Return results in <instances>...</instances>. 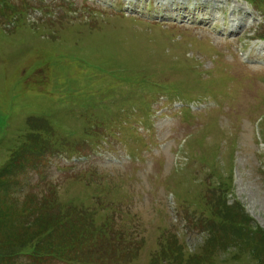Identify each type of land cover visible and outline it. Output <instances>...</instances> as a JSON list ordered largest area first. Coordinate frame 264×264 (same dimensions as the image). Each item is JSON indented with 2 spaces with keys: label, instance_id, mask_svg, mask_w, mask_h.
I'll return each mask as SVG.
<instances>
[{
  "label": "rangeland",
  "instance_id": "obj_1",
  "mask_svg": "<svg viewBox=\"0 0 264 264\" xmlns=\"http://www.w3.org/2000/svg\"><path fill=\"white\" fill-rule=\"evenodd\" d=\"M148 1L0 0V176L11 168L0 219L36 206L26 244L40 214L90 221L78 264H176L163 249L189 264H264L263 246L237 239L264 233V64L237 54L256 52L264 0H237L256 21L228 39L170 24V0ZM9 222L0 238L14 235ZM50 230L8 253L47 252Z\"/></svg>",
  "mask_w": 264,
  "mask_h": 264
},
{
  "label": "trees",
  "instance_id": "obj_2",
  "mask_svg": "<svg viewBox=\"0 0 264 264\" xmlns=\"http://www.w3.org/2000/svg\"><path fill=\"white\" fill-rule=\"evenodd\" d=\"M1 182L2 181H0V184H1ZM1 186H0V199H4L5 193L6 192H10V191L8 189L5 190ZM33 200H34L33 196H28V198L26 199V201L28 203L32 202ZM27 202H25V203H27ZM23 205L24 206H22V207L18 206V205L16 206L15 203L13 205H9V207L7 205H5V207L7 206V210H6L7 217H6V222L4 220L2 222L1 219H0V228H1L0 232L3 231L5 226H7L6 223L9 222L8 221L9 218L11 219V222H9L8 226L11 227L12 224H13L12 229H15V231H14V235L5 234V235H7L5 238H4L5 235L3 236L1 234V238L0 239L3 241V246H4V247H2V249H3L2 251L4 252V249L6 251V256H4L3 258H7V259L2 260L0 263H3V264L11 263V260H14V258H16V257H14V255H13L14 253L13 254L12 253H10V254L8 253L10 251H13L12 249H9V248L16 247L17 245L22 244L23 241L25 243V240L29 239V237H27V236H28V234L30 232L27 231V229H26L27 226L24 225V224H26V220L25 219H27V217L25 215L28 214L29 211L33 210V209L35 210V214H37L38 213L37 212L38 209L36 208V206L35 207L33 206L32 209H31L29 206H27V204L23 203ZM8 210L11 212V215H10L11 217L8 214ZM4 215H5V212L0 213V217H3ZM39 217H42V214L37 216V219H38V221L40 223L38 224V223L35 222V225H33L34 227L33 226L31 227L32 229H35V230H34V235L30 236L31 238H33V241L29 240L28 244L34 242L35 238L40 240L39 242H42V237L44 235H46L47 232H49L50 228H51L50 233L54 232L55 234H57L56 235L57 237H56V239L55 238L54 239H50V240L49 239H45L46 241H43L45 243V247H48L47 252H44L45 249L38 250L39 252H37V248L35 247V250L32 252V254L29 255L31 258L35 259V256L37 255L36 256L37 257L36 261H40L43 258L44 259L45 258H52V257H56L57 258L58 256H60V259L62 261H71V260H68L66 258L72 256V254H73V256L79 255L78 253L80 252V250H78V249H80V247H81V250H82L84 244L81 243L80 240H78V237L80 236V234H81L80 232L82 230L90 229V226L88 224L89 221L88 222L82 221V223H80L81 227L78 229L76 224H74V226L73 225H69V226L68 225H63V224H66V223L64 221H62V220L60 221L59 218L57 216H55V215L51 216L52 218L49 220V222L46 221V223H44V221H45L44 217H42L43 219L39 218ZM68 219H69V217H68ZM234 219L235 218L232 219L233 221H236L234 226H236V223H237V225H240V226H243L244 223H245V222L241 223V220L239 218H237L236 220H234ZM59 221H60V223H59ZM226 221L228 222L229 220H226ZM61 222H63V224ZM53 226H55V230L53 229ZM226 229H227L226 226H225V229L221 228L219 230V233L215 234L212 237L213 238L212 241L214 243L220 242L221 239H223V237H222L223 232L226 233V235L228 233H230L229 230H226ZM259 234H261L263 236V238H262L263 240L260 239ZM99 236L105 237V235H99ZM58 238H60V239H58ZM228 238L229 237H225L224 236V239H228ZM238 239L246 247H248V246L250 248H252V247H260L261 248V246L264 247V233H262V231L258 232V230H257V233L254 232L253 238H249V234H247V235L242 236V237H240ZM44 243H38L37 247H42L44 245ZM28 244L25 243L21 247H24V246H26ZM258 250L259 249L257 248V249H255L254 252L259 255V253L257 252ZM163 251H164V249L160 252V258L162 257L163 261H166V262H168L167 260H170V263H171L172 259L173 260L175 259L174 261H175L176 264H189L191 262H193V263L197 262V259L195 260L194 257H191L189 255L186 257L185 260H183L182 254L180 253L179 250H178L179 252L175 253V251L173 249H171V251H169V249H167V251H165V254L163 253ZM254 252H252V253H254ZM174 254H180V255L175 257V258L171 257ZM77 260H79V259H76V261Z\"/></svg>",
  "mask_w": 264,
  "mask_h": 264
},
{
  "label": "bare ground",
  "instance_id": "obj_3",
  "mask_svg": "<svg viewBox=\"0 0 264 264\" xmlns=\"http://www.w3.org/2000/svg\"><path fill=\"white\" fill-rule=\"evenodd\" d=\"M185 3H187V0H170L169 2L162 3L165 7L167 4L173 7L170 9V18H166V20L171 22L176 21L178 23L186 22L187 24H195L196 29L206 32L211 36H214L219 32H222L223 34L226 33L229 37L233 33L239 34L244 25L240 22L248 15H252L250 11H247L245 8H241V4L237 0H234L232 6L228 8L231 12L228 16L229 22L226 24L225 17L219 18L220 14L224 13V9L220 6V3L224 5L225 0H194L192 7L190 8L184 5ZM241 10L242 15L239 18L237 16ZM172 15L174 18H171ZM182 18L184 19L182 20ZM217 20L221 21L219 26L217 25ZM236 40L237 38H233V40H230V43L235 42ZM251 44L250 48L255 49L256 52L252 53L249 51L246 57H250L255 60L264 59V42H252ZM165 124L166 127H168L170 125V121H166Z\"/></svg>",
  "mask_w": 264,
  "mask_h": 264
}]
</instances>
